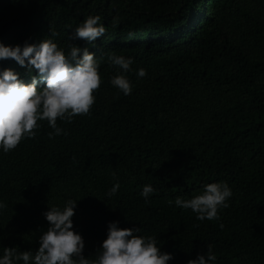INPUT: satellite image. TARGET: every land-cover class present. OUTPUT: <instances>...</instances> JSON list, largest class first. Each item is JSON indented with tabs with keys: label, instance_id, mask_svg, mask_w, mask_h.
Masks as SVG:
<instances>
[{
	"label": "trees",
	"instance_id": "obj_1",
	"mask_svg": "<svg viewBox=\"0 0 264 264\" xmlns=\"http://www.w3.org/2000/svg\"><path fill=\"white\" fill-rule=\"evenodd\" d=\"M89 15L106 34L71 40ZM49 38L66 55L70 44L88 47L103 82L90 115L57 121L66 135L49 139L39 121L35 138L0 149V257L4 247L35 251L48 227L42 213L72 199L86 257L118 221L157 237L168 264H187L207 245L216 264H264V0H0V43ZM111 54L133 58L131 95L109 83L119 71ZM5 68L26 84L35 75L11 59L0 60ZM221 181L233 195L218 221L175 206ZM144 185L155 189L147 202Z\"/></svg>",
	"mask_w": 264,
	"mask_h": 264
},
{
	"label": "clouds",
	"instance_id": "obj_2",
	"mask_svg": "<svg viewBox=\"0 0 264 264\" xmlns=\"http://www.w3.org/2000/svg\"><path fill=\"white\" fill-rule=\"evenodd\" d=\"M100 21L99 15H89L70 33V39L94 43L106 34V27ZM69 48L66 55L50 38L38 43L25 41L23 46L0 43V60L11 59L31 73L35 71L31 83L27 84L12 69L0 71V149L3 153L15 150L26 138H35L41 127L39 121H47L52 129L48 136L52 139L67 134L58 126V120L72 123L76 116L91 114L95 93L103 82L99 62L88 47L70 44ZM108 61L119 69L109 83L124 95H131L133 88L126 73L131 71L133 58L111 54ZM136 75L143 78L147 72L140 68ZM39 82H43L42 88L37 87ZM119 188V182L115 183L106 196H114ZM154 191L151 185H144L140 195L147 202ZM232 195L227 182H212L203 185L201 192L190 199L177 196L174 204L180 209H190L199 221H218L220 210L229 207L227 201ZM76 202L69 199L63 208L48 205V210L42 213L48 227L39 236L38 248L17 251L14 246L4 247L0 264H168L174 258L161 251L157 237L137 235L140 227L121 228L118 221L108 223L106 238L96 248L94 257H86L84 239L73 230ZM172 203L169 201L170 206ZM6 208L7 204L0 202V209ZM216 260L217 256L207 245L206 253L197 254L187 264H216Z\"/></svg>",
	"mask_w": 264,
	"mask_h": 264
}]
</instances>
